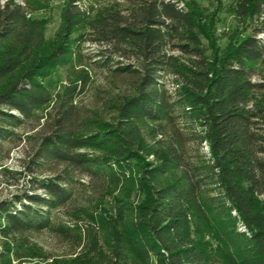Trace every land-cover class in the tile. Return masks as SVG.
Masks as SVG:
<instances>
[{"label":"trees","instance_id":"obj_1","mask_svg":"<svg viewBox=\"0 0 264 264\" xmlns=\"http://www.w3.org/2000/svg\"><path fill=\"white\" fill-rule=\"evenodd\" d=\"M233 1L221 44L196 0H64L53 39L36 0H0V147L55 105L33 159L49 174L0 199V264L46 258L29 238L46 229L71 252L44 264H264V0ZM87 59L127 85L114 122L81 117ZM78 175L103 192L54 227Z\"/></svg>","mask_w":264,"mask_h":264},{"label":"rangeland","instance_id":"obj_2","mask_svg":"<svg viewBox=\"0 0 264 264\" xmlns=\"http://www.w3.org/2000/svg\"><path fill=\"white\" fill-rule=\"evenodd\" d=\"M97 5H106L110 2L120 0H90ZM184 2L190 0H183ZM203 8L204 12L214 16V23L207 28L213 31L214 36L223 44L225 37L223 33L229 32L232 28H237V22L231 13L233 0H196ZM38 9L34 15L38 18L46 19L48 39H53L58 34L60 24V10L64 0H36ZM249 29L247 30V32ZM95 47L86 43L83 45V53L91 54ZM85 68L90 75V83L87 89L77 96L75 103L78 106L81 117L86 119L105 120L114 122L115 114H109L105 104L113 97L127 90L121 80H116L108 75L104 70L94 67L86 60ZM259 68L264 70V61ZM69 72L60 68L51 76L44 79L43 83L53 96L60 94L64 86L68 85ZM255 78H258L256 75ZM53 103L44 106L35 113V116L24 126L16 129L18 138L5 142L0 147V199L10 198L22 194L26 191L30 183V176L47 175L49 172L36 169L33 162L35 151L40 138L49 132L50 116L54 114ZM107 111V112H106ZM85 116V117H84ZM93 126H86V131L92 130ZM205 149V147H204ZM60 169V167H59ZM58 169V170H59ZM74 194L69 204L60 209L53 216L54 227L69 225L70 217L66 214V208H75L90 205L103 192L102 187L95 180L84 175L75 177ZM30 241L38 252L45 257H26L15 260L14 264H44V260L49 258H61L68 256L71 252L69 243L62 239L55 229H46L38 233L29 234Z\"/></svg>","mask_w":264,"mask_h":264}]
</instances>
